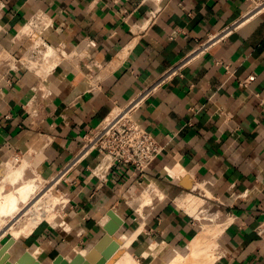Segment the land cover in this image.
Masks as SVG:
<instances>
[{"label": "crops", "instance_id": "1", "mask_svg": "<svg viewBox=\"0 0 264 264\" xmlns=\"http://www.w3.org/2000/svg\"><path fill=\"white\" fill-rule=\"evenodd\" d=\"M253 8V0H0V55L15 61H0V167L39 146V170L58 177L76 230L40 223L11 260L33 245L48 261L94 247L111 211L123 218L121 236L137 234L133 253L145 244L187 253L202 229L197 215L213 211L227 224L213 264H264V14ZM42 13L50 23L44 32L37 22L40 40L60 56L40 77L22 63L21 30ZM136 100L135 119L162 153L145 178L122 165L98 177L102 156L83 154L85 137ZM149 183L164 198L132 204ZM189 195L203 201L194 216L178 204Z\"/></svg>", "mask_w": 264, "mask_h": 264}, {"label": "bare ground", "instance_id": "2", "mask_svg": "<svg viewBox=\"0 0 264 264\" xmlns=\"http://www.w3.org/2000/svg\"><path fill=\"white\" fill-rule=\"evenodd\" d=\"M257 13L264 14V6L261 9H259ZM0 30H1V25H0ZM27 30L28 27H23L21 32L26 33ZM53 51L57 52L58 50L52 49L51 51L49 48L46 57H51L53 55L51 52ZM62 55L66 56L67 54L65 51H62ZM41 150L42 149H40L39 146L36 147L35 149H32L31 152L27 153L23 158L22 168L18 170L16 169L15 171L11 170V172L8 173L9 180H7V182L5 181L3 185L0 182V229H3V231H1L0 233V239L7 232H11L14 236V239H20L21 237L25 238L31 235L34 229L43 220L50 222V224L53 223L54 218L53 215H51L52 213L51 211L53 210L52 209L49 210L48 208L50 203H54V197L51 195L48 196V192H49L48 190L45 192H39L40 190L39 186L41 184L37 185L36 180H30V179L28 181L23 180L24 170L26 169L27 166H29L30 163L35 161V159L41 153ZM166 173H168L173 177L178 175V172L176 170L166 169ZM21 180H22L21 186H19L18 188L16 187L17 188L16 192L6 193L4 191L5 185L7 183L9 184L13 183L14 185H16L19 184ZM149 188H150L149 190H145L142 193V195L139 197L141 198V201L143 200L144 202H147L149 199H151L149 198L151 196L149 195L151 194V192L155 193V195L157 194L160 200L164 198L163 195L164 193L162 194L158 190L157 186L153 185L150 186ZM144 202H141V204H144ZM178 204L180 205V207H182L188 213L194 216L197 213L198 207L201 204H203V201L189 195L186 197L185 200L184 199L178 200ZM142 210L143 209H141L140 211ZM28 216H30V218H27ZM197 217H199V215H197ZM23 218L26 219V221L24 220L26 224H23L21 226ZM215 218L216 217L213 211L206 214L204 218H201L204 220H208L209 222L202 223V229L198 234V236L188 245L187 253H182L180 251H171V250L167 251L164 246L161 245L151 246L146 244L141 248H139L135 253H131L129 249L132 247L133 240L135 239L137 234L132 236L123 235L122 237L121 236L116 237V233H117L116 232L112 236V240L119 245V249L115 258L111 260L112 263L111 262L108 263L152 264L154 260L160 257L164 264H213L218 257L217 254V250L219 246L218 239L220 235L223 233L224 229L227 227L226 226L227 224L222 225L217 222H214ZM7 219L10 220L7 221ZM107 219L108 220L114 219L118 224H121V222H123V220L119 217L117 213H113V215L112 216L110 215L109 217L107 216L104 219V223L107 221ZM92 248L93 247L89 248L88 250H80L77 255H79L84 260L87 256V253ZM27 251L30 257L26 259L25 264H33L35 261L44 264L40 261V255L42 253L41 247H39L38 245H33ZM138 257L143 258L144 260L148 259V261H146L145 263H141V261L138 260ZM75 259L76 257H74L71 261L67 260L68 264H76ZM6 264H11V263L6 262ZM49 264H65V263L62 259H56L52 261L50 260Z\"/></svg>", "mask_w": 264, "mask_h": 264}, {"label": "rangeland", "instance_id": "3", "mask_svg": "<svg viewBox=\"0 0 264 264\" xmlns=\"http://www.w3.org/2000/svg\"><path fill=\"white\" fill-rule=\"evenodd\" d=\"M261 4V3H259ZM264 6V5H263ZM41 21L43 22V30L45 29L44 32H46L48 30V27H49V23H50V20L47 16L43 15H36L34 18H33V21L31 22L34 23L31 25H29L31 28H28V30L26 31L25 34H27L28 38H27V42L28 44L26 45V50L28 49L29 53L28 55H24L23 56V59H22V63H24L23 65H25V67H27L29 70H31L33 73L35 74H38V76H42V75H45L47 73H49L53 67H55L56 63H57V59L58 57L60 56V52H51L53 55V57H46V54L48 53V49L50 48V50L52 51V49H56L55 47L51 46V45H48L46 43H44L43 41L40 40V33L39 30L41 31L40 28H36V24H38L37 22H40ZM3 59H6L9 63H15L13 57L11 56V51L9 52H6L2 55H0V61H5ZM9 59H11L9 61ZM55 61V63H54ZM55 64V65H54ZM35 149V148H33ZM32 150V149H31ZM30 151H27L21 155H17L14 159H12L11 161L5 163L4 165H2L0 167V182L2 183V185L4 184V182L8 179V173L11 172V170L15 171L16 169H21L22 168V165H23V158L25 157V155ZM39 160H40V154L38 155V157L35 159L34 162L30 163L29 166L26 167V169L24 170V175H23V180L24 181H28L29 179L30 180H36V184L37 185H40L39 188V192H45V191H49L48 192V196L51 195L54 197V203H50L49 204V210H53L51 211V215H53V223L57 224V225H60L62 224L63 227L69 232H72V233H75L76 230L72 231L68 226L67 224L72 222L73 220V217H70L69 215V207L68 205L66 204V197L64 196V191H63V186L59 184L58 182V177H51V178H46L43 173L40 172L39 170ZM3 171V172H2ZM5 172V174H4ZM38 176V178H37ZM21 183H22V180L19 184H16L13 185L12 184H9L7 183L5 185V192L6 193H14L16 192L17 188L19 186H21ZM155 185V184H154ZM150 186H153L152 184H147V186L137 195L134 197V202H132V204H135L136 202H144L143 200L140 201L141 198H139L141 196V194L145 191V190H149ZM156 186V185H155ZM17 187V188H16ZM42 189V190H41ZM45 189V190H44ZM158 190L160 191V188H158ZM151 195L147 202H144V204L146 203V205L149 203H153V198L156 197L155 193L151 192ZM158 196V195H157ZM138 198V199H137ZM104 213V212H103ZM114 213H117L119 215V217L123 220L122 216L120 215L119 212H114ZM103 215V214H102ZM110 215H108L109 217ZM200 218H204V216H199ZM8 218V217H7ZM27 218H30V216H28ZM199 219V218H198ZM10 220V219H7V221ZM24 220L26 221L25 218H23V221H22V224H26V222H24ZM47 221L46 220H43L41 223H46ZM201 223L203 222H209L208 220H200ZM214 222H219V220L217 218H215V221ZM65 224V225H64ZM58 229H62L60 228V226H58ZM1 231H3V229H0V233ZM122 234H125L124 232H118L116 233V237H120ZM13 238L14 239V236L11 232H7L6 234L3 235V237L0 239V248L8 241V239L10 238ZM122 237V236H121ZM23 237H21L20 239H14L15 243H17L18 241H20ZM88 245H85L84 248H82V246L80 247H77V251L79 252L80 250H88L86 249ZM40 247V246H39ZM76 247V246H75ZM42 249V247H41ZM129 251L131 253H133L134 251L131 250V248L129 249ZM77 252V254H78ZM10 254L13 255V254H18V251H17V248L16 247H12V249L10 250ZM74 254V256L72 255ZM76 254V255H77ZM72 255V256H71ZM75 252H71V254L69 255V257H64L63 256V259H66L68 261H71L75 256ZM5 256H6V252L3 253V255L1 256L2 257V261L6 262L5 260ZM18 256V255H17ZM15 258L13 257L12 260L9 262V263H12L13 260ZM55 260V259H53ZM138 260L141 261V263H145L147 260H144L143 258H140L138 257ZM40 261L44 264H49L50 260H46L42 257V255H40ZM152 264H164L163 262H161L160 260V257H158L156 260L153 261Z\"/></svg>", "mask_w": 264, "mask_h": 264}, {"label": "built area", "instance_id": "4", "mask_svg": "<svg viewBox=\"0 0 264 264\" xmlns=\"http://www.w3.org/2000/svg\"><path fill=\"white\" fill-rule=\"evenodd\" d=\"M253 3V11L257 12L263 7L264 0H253ZM139 104L140 100H136L125 109L115 110L100 127L86 135L83 154L98 151L102 156L100 168H97L100 170L98 177L105 179L111 169L122 165L145 178L162 153L155 137L135 119Z\"/></svg>", "mask_w": 264, "mask_h": 264}, {"label": "water", "instance_id": "5", "mask_svg": "<svg viewBox=\"0 0 264 264\" xmlns=\"http://www.w3.org/2000/svg\"><path fill=\"white\" fill-rule=\"evenodd\" d=\"M188 186V184H187ZM113 211L109 212L108 215H113ZM124 221L118 224L114 219L109 220L104 226L105 235L94 245V247L87 253L86 258L83 260L79 255H76V264H111L119 249V245L112 240V236L121 230ZM15 245L14 239L11 237L8 241L0 248V264H6L10 262L12 255L10 249ZM6 252L5 260L2 261V255ZM29 253L26 251L17 261L11 264H25L28 259ZM56 259H62L65 264H68L67 259H63V256H59ZM55 259V260H56ZM111 262V263H108ZM33 264H41L35 261Z\"/></svg>", "mask_w": 264, "mask_h": 264}]
</instances>
